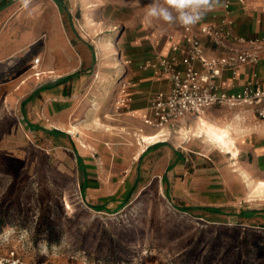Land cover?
<instances>
[{
	"label": "rangeland",
	"instance_id": "rangeland-1",
	"mask_svg": "<svg viewBox=\"0 0 264 264\" xmlns=\"http://www.w3.org/2000/svg\"><path fill=\"white\" fill-rule=\"evenodd\" d=\"M1 1L0 81L8 82L0 88V256L15 251L26 263L48 264H264L263 188L247 193L235 183L240 171L232 173L228 155L189 128L183 138L164 130L157 139L163 145L143 148L130 131L116 137L102 131L113 125L115 109L104 100L115 86L116 98L128 57L136 55L127 25L144 20L146 6ZM82 50L89 61L72 71L77 95L60 116L61 130L70 133L28 129L24 115L31 112L21 96L31 87L19 84L41 68L66 67ZM238 119L231 126L246 122L241 114ZM223 177L232 194L220 184ZM182 207L223 211L190 215ZM255 209L262 213L243 215Z\"/></svg>",
	"mask_w": 264,
	"mask_h": 264
},
{
	"label": "crops",
	"instance_id": "crops-1",
	"mask_svg": "<svg viewBox=\"0 0 264 264\" xmlns=\"http://www.w3.org/2000/svg\"><path fill=\"white\" fill-rule=\"evenodd\" d=\"M143 2L144 4L141 5L140 0H132L131 4L134 5L131 6L136 5V9L140 8V6L145 7L150 3V0H143ZM222 2L223 0H221V6L207 14L201 23L212 24L219 19L223 15ZM230 7L229 18L235 35L247 40L264 38V0H231ZM147 18L148 16L144 20L141 19L139 22L127 25L129 26L127 31L133 33L132 35L136 37L133 46L137 49L134 50L136 55L128 57V63L123 68V78L118 86L125 85L126 96L130 100L120 110L114 109V113L109 115L113 125H104L103 133H105L106 137H116V135L119 136L118 132L130 131L138 137V146H141L139 140L152 137L153 141L147 144L152 143V146L160 147L159 145L163 144L157 139L164 136V130L168 131V134L178 131L180 138H183L182 129L187 130L189 128L193 130L191 132L193 137L202 139L210 147L218 148L221 153L224 152L226 156L228 155L232 173L235 174L240 171V173L235 175V183L247 193L255 192L258 184L263 183L264 185V122L257 120L252 112L243 108L232 109L215 106L205 109L201 115L188 116L173 125L163 126L161 130L143 125V119L148 116L147 107L151 96L158 92H166L169 87L166 75L161 74L157 67H153L148 63L151 62L152 64L161 56H174L179 59V53L173 54L171 52V42L174 41L183 46L178 26L166 25L163 22L154 21L152 18H149L148 21ZM200 43H202L206 58H214L223 54L221 50L213 48L205 37H200ZM74 46L78 47V49H83L79 45L74 44ZM85 53L82 50L81 57H78V59L74 57L68 58L67 61L69 62H67L66 67H56L55 69L50 67L41 68L37 72L38 75L40 74L39 76L32 80L31 76H28L29 78L19 84V87L24 85L25 88L31 87L21 96L23 107L27 109V113L31 112L27 116L24 115V119L30 120L28 122L29 125L47 130H57L64 135L68 133V130L66 132L61 130L62 122L60 116L64 112L68 113L71 109L68 105L70 102L72 103V99L77 95L72 71L75 70V66L88 63L89 60ZM259 59L255 66H241L232 72L223 71L215 79L217 86L223 91L233 93L240 90L246 82L255 76L264 88V49L261 51ZM30 65L32 66V63ZM38 66L39 64L33 67ZM194 67L200 71L202 70L198 62L194 64ZM38 79L41 82H37ZM7 82L0 81V88H4ZM115 88L116 86L111 89L110 95L104 100V104L114 105L115 98L112 93ZM233 111L239 112L236 114ZM240 114L243 115V119L246 122L242 123V125L231 126L233 122L239 120ZM191 122H194V125ZM209 131L221 135L220 139L226 141L227 146L231 149L226 150L220 148L217 143L212 144V140L208 135ZM165 142L167 141L163 143ZM110 155L105 152L102 158L104 160L109 159ZM118 156L120 161H123V156L121 157L119 154ZM167 167V170L172 168L171 166ZM246 181H250V184L246 183ZM220 184L228 193H233L231 190L233 188L230 185L232 182H228L227 178H221ZM262 193H264V186Z\"/></svg>",
	"mask_w": 264,
	"mask_h": 264
},
{
	"label": "built area",
	"instance_id": "built-area-1",
	"mask_svg": "<svg viewBox=\"0 0 264 264\" xmlns=\"http://www.w3.org/2000/svg\"><path fill=\"white\" fill-rule=\"evenodd\" d=\"M231 0H223V15L212 24L199 23L192 28L178 26L183 46L171 42L174 56H161L150 64L166 75L169 87L166 92L151 96L143 125L161 130L163 126L173 125L188 116L201 115L210 107L243 108L253 113L257 120L264 122V88L253 76L238 91L221 90L215 79L227 71H235L241 66H255L264 49L263 39H245L235 35L229 18ZM200 37H205L212 47L223 52L221 56L206 58ZM199 63L201 71L194 67ZM37 66L40 59L32 60ZM130 100L126 87L121 85L115 98V110H120ZM134 116L133 114H131ZM0 264H48L47 262L26 263L15 251L0 256Z\"/></svg>",
	"mask_w": 264,
	"mask_h": 264
},
{
	"label": "clouds",
	"instance_id": "clouds-1",
	"mask_svg": "<svg viewBox=\"0 0 264 264\" xmlns=\"http://www.w3.org/2000/svg\"><path fill=\"white\" fill-rule=\"evenodd\" d=\"M29 0H23L27 7ZM221 6V0H150L147 15L166 25L192 28Z\"/></svg>",
	"mask_w": 264,
	"mask_h": 264
},
{
	"label": "trees",
	"instance_id": "trees-1",
	"mask_svg": "<svg viewBox=\"0 0 264 264\" xmlns=\"http://www.w3.org/2000/svg\"><path fill=\"white\" fill-rule=\"evenodd\" d=\"M57 5H60V1L59 0H53ZM5 7V3L3 2V1H1L0 2V10L1 9H3ZM27 128L28 129H30V130H32V131H35V130H42L41 128H36V127H34L33 125H27ZM47 131V133H49V134H52V135H64L62 132H59V131H57V130H46ZM149 149L150 148H147L146 149V152L147 151H149ZM146 152L139 158L140 160H141V158L146 154ZM76 161H77V164H78V166H79V168H80V171H81V173H82V175H83V177H85L84 175H85V172H84V167H83V164H82V160H81V158L80 157H78V156H76ZM85 191V183H83L82 182V186H81V192H84ZM83 194V193H82ZM126 203H124V204H120L119 206H118V208H117V211L119 210V209H121L124 205H125ZM93 210H95V211H98V212H101V211H105L104 210V206H94L93 208H92ZM179 211H185V212H187L188 214H190V215H192V213H193V211H195V210H202V211H205V212H207V213H212V214H216V215H218V214H221L222 213V211H223V208H214V207H200V208H195V207H182V208H179L178 209ZM258 213H262V212H259V211H256V210H253V211H251V212H245V213H243V215H247V216H253L254 214H258Z\"/></svg>",
	"mask_w": 264,
	"mask_h": 264
},
{
	"label": "bare ground",
	"instance_id": "bare-ground-1",
	"mask_svg": "<svg viewBox=\"0 0 264 264\" xmlns=\"http://www.w3.org/2000/svg\"><path fill=\"white\" fill-rule=\"evenodd\" d=\"M116 54H117V51L114 50L113 51V55H116ZM44 74H46V73H44ZM68 132L70 133V131H68ZM208 135H209V138L212 140V144H216L217 143L220 146V148H223V149H226V150H230L231 149V148H229V146H227V142L226 141H223L222 139H220L221 135L215 134L214 132H211V131L208 132ZM217 140H220V141L217 142ZM139 141L141 143L140 148H143L144 145H146L147 143L153 141V138L152 137L151 138H143V140H139ZM233 155H234V153H233ZM244 178H245V176H244ZM246 183L250 184V181H246ZM260 185H261V188H263V183H260Z\"/></svg>",
	"mask_w": 264,
	"mask_h": 264
}]
</instances>
